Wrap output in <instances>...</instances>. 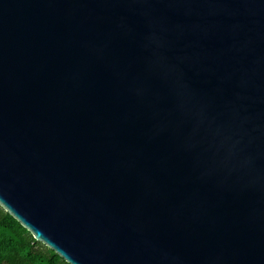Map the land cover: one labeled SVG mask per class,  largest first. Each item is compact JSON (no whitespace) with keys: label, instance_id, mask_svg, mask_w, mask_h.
I'll list each match as a JSON object with an SVG mask.
<instances>
[{"label":"water","instance_id":"obj_1","mask_svg":"<svg viewBox=\"0 0 264 264\" xmlns=\"http://www.w3.org/2000/svg\"><path fill=\"white\" fill-rule=\"evenodd\" d=\"M0 206L69 264H264V0H0Z\"/></svg>","mask_w":264,"mask_h":264},{"label":"trees","instance_id":"obj_2","mask_svg":"<svg viewBox=\"0 0 264 264\" xmlns=\"http://www.w3.org/2000/svg\"><path fill=\"white\" fill-rule=\"evenodd\" d=\"M0 264H69L0 206Z\"/></svg>","mask_w":264,"mask_h":264}]
</instances>
